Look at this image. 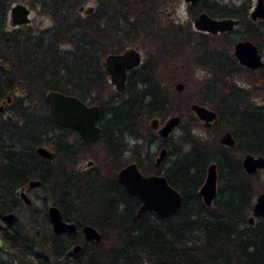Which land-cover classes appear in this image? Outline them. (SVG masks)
Wrapping results in <instances>:
<instances>
[{
	"label": "flooded vegetation",
	"instance_id": "flooded-vegetation-1",
	"mask_svg": "<svg viewBox=\"0 0 264 264\" xmlns=\"http://www.w3.org/2000/svg\"><path fill=\"white\" fill-rule=\"evenodd\" d=\"M90 1L94 4L89 0H13L0 26V84L6 87L11 80L17 82L0 95V117L3 118L0 123V239L12 250L9 253L0 247V264H9L8 259L15 260L17 255L21 256L17 253L18 249H14L16 244L22 249L27 247V233L19 227V221H47L54 237L50 246L52 251L58 235L68 239L69 246L64 248L67 254L54 257L52 264H68L69 261H73L71 264L86 263L87 254L82 251L93 250V243L98 241L86 239L82 229L90 224L85 223L83 218H77L76 209L81 208V203H88L90 196L100 187L103 192L101 205L106 203V208L114 211L111 218L108 215L104 217L100 211L102 219L117 221L118 209L125 205L120 196L119 171L134 164L145 177H165L173 164L163 172V163L169 155L166 142L176 128L182 131L178 136L179 142L183 141L180 137L187 131L186 144L189 145L193 144V134L189 129L200 127L204 130L222 129L218 144L227 149H233L248 136L252 139L259 137L257 145L262 146V132L257 130L264 124V19L252 18L257 0H241L238 6L218 0ZM16 5L25 8L26 16L24 22L17 21L13 25L11 9ZM34 12L42 18L41 30L30 27ZM202 14L210 19L229 18L238 23L230 30L211 33L197 28L195 24ZM45 19H49L48 26H43ZM254 36L256 42L251 38ZM240 41H249L255 46L263 62L262 67L250 69L240 64L233 54L235 44ZM136 42L154 43L157 47L146 52V48L142 50L134 45ZM222 50L224 53H221ZM128 51L137 53L138 57H129L122 66H112L113 73L124 72L123 89L119 91L112 81L116 76L110 72L107 59ZM199 64L212 67V70L201 79L203 84L199 82L196 90L186 95V89L196 81L194 68ZM42 77L47 78L43 83L58 81L59 84L64 81L65 90L41 88L38 82ZM177 85H181L182 89H177ZM173 87L172 96L166 99L165 91ZM76 89H80L81 94ZM49 91L76 97L87 107H97L94 126L98 131L92 128L88 134L96 133V139L87 143L78 129L49 119V104L45 98ZM124 95L127 98L119 101V97ZM193 95H199V100L192 99ZM194 104L202 105L216 117L213 121L202 120L191 109ZM222 104L227 109L225 115L220 111ZM150 107L155 110L149 113ZM167 112L171 115L163 120ZM171 117H178L179 123L163 138V126ZM224 126H229V129H224ZM234 128L242 130L237 132ZM224 133H230L235 142L233 146L220 142ZM126 135L146 142L145 156L140 154L142 150H138L137 146H130ZM243 141L242 147L247 152L237 148L236 153L238 159L241 157L240 173L244 175L241 177L245 178L261 170L246 173L243 158L254 151L251 148L248 151L246 141ZM153 146L154 154H157L152 158L148 148ZM39 147L46 149L50 157L39 155ZM163 149L166 152L160 158ZM127 151L134 153L131 161L119 164V157ZM220 156L221 153L205 167L206 174L211 163L216 165V196L225 189L228 191L227 184L223 186L224 190L219 186L225 172H218L216 163ZM84 157L88 159L86 165L81 164ZM13 167L17 170L16 174H25L17 175V178L20 177L18 182H14L17 178L7 176L8 170ZM105 178L107 180L100 183ZM61 179L65 180L68 194H74L76 198L65 201L56 194L55 185ZM36 181L39 185L31 184ZM244 181L247 182L246 179ZM121 185L132 197L130 200L136 210L134 220L138 222L135 229L151 226L149 221H140L145 214H150L149 217L154 220L157 216L164 219L153 210H145L137 217L141 200L130 195ZM39 189L50 190L56 201L50 204L44 201L41 208L33 207L35 202H40L39 195L35 193ZM52 207L60 213L61 221L75 224L74 231L54 232L48 214ZM23 211L26 215H22ZM9 215L13 216L10 222L5 220ZM90 226L101 234V242L103 233ZM75 246L80 247L76 252ZM35 256L43 257L39 254Z\"/></svg>",
	"mask_w": 264,
	"mask_h": 264
},
{
	"label": "trees",
	"instance_id": "trees-1",
	"mask_svg": "<svg viewBox=\"0 0 264 264\" xmlns=\"http://www.w3.org/2000/svg\"><path fill=\"white\" fill-rule=\"evenodd\" d=\"M13 0H0V26L5 18V14L7 13L9 6L11 5ZM264 35V33H263ZM264 37V36H263ZM252 40L255 42L257 39L254 37H251ZM2 45V38H0V46ZM223 69V67H222ZM47 78H41L38 82L42 85L41 88L47 87V89H61L65 90L64 87V81H61L58 84V81L47 82L43 83ZM17 82L14 80H11L8 82L7 86H3V83L0 84V95L3 94L5 90H9L12 88L14 84ZM44 84V86H43ZM34 87V86H33ZM74 90V89H73ZM78 90V94L80 92V89ZM40 100L41 95H40ZM164 107V105H163ZM155 109L153 107H150L149 113L154 111ZM165 112V109L163 108V113ZM257 132L261 133L260 139L262 140V150L259 151V144L257 145L259 137H253V139L248 136L245 137L246 144L248 146V149L251 148L252 145L257 146L256 154L264 155V124L262 125L260 130H257ZM183 138V141L179 142L180 146L186 145L187 142V131L183 132V135L180 137ZM243 139H241L236 147L233 149H227L226 147H222L221 156L217 159V165H218V172L221 174L223 171L226 172L228 176H226V181L223 184H220L221 189L224 190L225 187H223L225 184L228 186V193L226 196V199L221 203L219 206L218 211L221 213L217 216H211V217H204L207 222H209L208 225H200L201 233L203 236V240L200 241V243L194 244L192 243L188 238L184 239V234H182V237L179 236L181 231L183 229L181 227H188L190 226L191 221H186L184 218L187 216L185 215L186 209L188 208V200L189 197L193 199V203H197V205L201 206L203 210H208L207 206L203 207L201 203V199L199 195L197 194V189L200 187V185L203 182L204 175H205V167L208 162L211 160L209 159V152L207 151V148L201 147V144L194 146L193 149H190L188 152L183 154L181 157L177 158L174 163L171 166V170L167 171L165 177L167 178L168 183L175 187V189L179 190L183 195V205L180 208V210L176 213L175 221L172 225L169 224L170 219L164 218L160 219L158 216L156 219L159 221L163 220V230L160 229L162 232H153L151 226L148 228H144L143 226H138L137 229V220L135 219V208H133L134 204L130 200V198L127 195V193L124 191L121 184H119V187L121 188L120 196L122 197V200L125 202V205L123 207H120L118 209V220L117 221H85V223H88L90 225H93L97 229H102L103 238L101 242L93 243V247L95 249L89 250L86 249L83 252V254H87V260L84 264H101V261H99V258L105 255L103 247L105 246L106 242L109 240V237L106 235L108 232L111 233L112 238L113 237H126L128 236L130 238L129 241H131L132 246L147 249L149 251H156L160 254L163 259L166 261H172L171 263L168 262L167 264H173L175 261L173 258L177 259V262L183 260H186L187 264H208V263H214V262H223L225 258L227 259L230 257V254H237L236 260L240 264H264V245L263 240L260 241L258 239L259 237L256 236L257 233H259L260 230L264 231V224L260 223L257 227V232L253 229L250 230L249 233H245L243 235L242 232L240 234L237 232L236 228L232 229V222L241 217V214L244 213L245 210L249 209L250 207V197L251 194H253V187L245 182L244 180H241V176H244L240 173L241 171V165H240V159H238L236 149H241L242 152H247L246 148L242 147ZM243 141V142H245ZM216 145H219L218 142H216ZM261 146V147H262ZM209 148V147H208ZM220 154V153H218ZM16 168H11L7 172V176L10 177V179H16L17 175L22 176L25 175L22 173H17ZM8 177V178H9ZM20 180V177H18L14 182H18ZM64 179H61V182L58 181V183L55 185V192L56 194L60 195L61 198H63L65 201L69 200L71 197L76 198L74 194H68L66 189V184L64 182ZM17 184V183H14ZM96 186H98L96 184ZM192 192L190 195L189 193ZM78 196V195H77ZM133 205V206H132ZM190 208V207H189ZM100 211L104 214L103 216L106 217L108 215L111 218L112 210H110L109 207L106 208V203H103L100 206ZM117 213V212H115ZM150 214H145L143 220L140 221H147ZM173 216V217H174ZM199 218L196 216V219ZM202 219V218H201ZM264 220V218H261ZM176 222V223H175ZM206 222V223H207ZM263 222V221H261ZM105 228L103 227V225ZM205 224V223H204ZM109 227V228H107ZM154 228V227H153ZM136 230L134 232H131L132 230ZM163 235V238H162ZM240 235V236H239ZM235 236L241 238L238 239V245L235 244ZM249 240V241H248ZM111 244V242H110ZM55 247L53 249L55 257L62 256L63 254H67L66 248L69 246V241L64 235H58L56 241H55ZM190 245V246H189ZM189 246V247H188ZM239 246V247H238ZM188 247V249L186 248ZM228 247V249H226ZM18 249L17 253H21V257L29 256L27 252H25V247L22 249L21 245L16 244L14 249ZM190 248V249H189ZM216 249L219 252H224V254L216 255L215 257L211 256L209 250ZM16 249V250H17ZM236 249V250H234ZM180 251L181 253L178 254V256H173V251ZM229 251V252H227ZM201 255H205L207 258L204 260H199V257ZM37 260L34 262V264H49L47 259L36 257ZM98 260V262H97ZM32 262V261H31ZM73 261H69L68 264H71ZM112 261L107 256L106 262L103 261L104 264H113ZM76 264H80L77 262ZM239 264V263H238Z\"/></svg>",
	"mask_w": 264,
	"mask_h": 264
},
{
	"label": "rangeland",
	"instance_id": "rangeland-1",
	"mask_svg": "<svg viewBox=\"0 0 264 264\" xmlns=\"http://www.w3.org/2000/svg\"><path fill=\"white\" fill-rule=\"evenodd\" d=\"M219 2L222 3H233V5L238 6L241 3V0H218ZM89 2L92 4L93 1ZM94 4V3H93ZM183 8V5H181ZM37 10L39 9L38 7L36 8ZM33 18L32 23L30 25V27H39L40 23L42 22V18L40 16V14H36L35 12L32 14L31 16ZM44 20V19H43ZM50 24L49 19H45V25L43 26H48ZM42 26L39 27V30H41ZM35 29V28H34ZM11 30V28L9 29ZM132 44V42H131ZM134 45H136L138 48H141L142 50H144L145 48L147 49L146 52L148 50H155L156 49V44L152 43L151 45L145 43H139L136 42V44L134 43ZM151 50V51H152ZM262 51H263V56H264V43H262ZM224 53V50L221 51V53ZM212 70V67L207 68L206 66L199 64L198 66H196L194 68V76L196 81L194 83H192L185 91L186 95L189 94L190 92H193V90L197 88V85L199 82L202 83L201 79L206 78L208 76V74H210ZM109 86V85H108ZM110 91H111V87H109ZM173 88H169L167 91H165L164 93V97H166V99H169L172 94H173ZM180 96H178L179 99ZM127 95H124L123 97H119V101L121 99H126ZM36 99V98H34ZM192 99L194 100H199V95L198 96H192ZM181 100H182V96H181ZM13 104L11 105V109L13 108ZM220 111L223 113V115H225L224 112L227 111V109L225 108L224 104H222V106H220ZM249 113H247L246 115H248ZM170 112H167L165 114V118L163 120H165L166 118L170 117ZM264 120V118H263ZM3 121V118L0 117V123ZM146 124L148 123V120L145 121ZM132 123V122H131ZM131 125V124H130ZM132 128V126H131ZM138 129L140 130L141 127L138 126ZM224 129H229V126H224ZM237 129V128H234ZM242 130V128H238L237 132H239V130ZM137 130V129H136ZM137 130V131H139ZM140 132H142V130H140ZM190 134H193L192 139H193V144L189 145L188 143L186 145H184L183 147L179 145V141H178V136L181 135L182 131L180 128H176L175 130H173L172 135L170 136V138L167 140V148L169 151V155L167 156V159L165 160V162L163 163V172L166 168H168L169 166H171L172 163H174L175 159L178 158L177 155H179V157H181L183 154H185L187 151H189L190 149H193L194 146L198 145L199 143L201 144V147L207 148V151L209 152L210 156L209 159L212 161H215L216 156L218 155V153H222V147L219 145L214 144V142H218V138L220 137V135L222 134V129L216 128L215 130H204L203 128H192L189 129ZM147 133H145L146 135ZM150 136V135H149ZM216 136V139L214 141V137ZM126 140L130 143V146H137L138 150H142V152L140 153L141 155L145 156L146 153V142L143 143L141 140H136L134 138H129L128 135L125 136ZM251 147V151L252 154L257 155L255 152L257 151V146L252 145V143H250ZM140 146V147H139ZM209 147V148H208ZM259 147V151L262 150L263 146H258ZM149 149V153H151L152 158L155 157V155L157 153L154 154L155 152V147H151L148 148ZM248 149V148H247ZM249 151V149H248ZM148 152V151H147ZM138 153V152H136ZM245 153V152H244ZM134 153L132 154V152H125L121 155V157H119V164L123 163V162H130L131 161V157H133ZM264 156V155H263ZM141 159L144 157H140ZM87 157H84L81 160V164L82 165H86L87 162ZM241 160V157H240ZM226 175L225 172H223V176L221 177V179L219 180V186L220 184L225 183L226 179H224V176ZM107 178V177H106ZM102 179V181L100 183L103 184V182H105L104 180L107 179ZM243 180L246 179L247 183H249L252 187H253V194H251L250 197V207L249 209L245 210L243 214H241L240 218L235 219L231 224H232V229L236 228L237 232L240 234V232L243 233V235L245 233H249L251 229L255 230L257 232V227L259 226L260 223L264 224V220H262L261 218L259 219H255L253 224L250 225V223H248V218L252 216V207H253V203L255 202V198L256 196L260 193V192H264V170L259 171L257 174H254L253 176H248L245 178L241 177ZM110 179V178H108ZM35 193L37 195H39L40 197V202H35L33 207H42L45 202L47 203H54L56 201L55 199V195H53L52 193H50V190L47 189H39L38 191H35ZM192 192L189 193V195ZM228 191L226 192V189L224 191H222L221 193L217 194L218 196H216L215 202H212V205H210L208 208V210H203L202 208H200L201 206L197 205V203H193V199H191V197H189L188 200V208L186 209L185 215L187 216L186 218H184L186 221H191L190 226L188 227H181L183 229V231H181V233L179 234L180 237H182V234H184V239H189L192 243L197 244L200 243V241L203 240V236L201 233V228L204 225H208L209 222H207L208 220H206L204 217H211V216H217L220 215L221 213L218 211L219 206L221 205V203H223V201L226 199ZM87 195V194H86ZM85 195V196H86ZM102 196H103V192L102 189L99 187L96 189V191L94 192V194H92L89 198V202L88 203H81V208L76 209L77 211V218H83L86 221H104L102 219V216L100 214V206H101V201H102ZM88 198V197H87ZM87 201V199L85 200ZM203 207H205L202 204ZM75 207V205H74ZM78 207V206H77ZM190 207V208H189ZM22 215H26V211L22 212ZM196 216H198L199 218L196 219ZM202 218V219H201ZM175 216L170 218V222L169 224L172 225L175 221ZM151 224V228L152 231L155 232H162L160 229L163 230V220L158 221V219H152L151 217L148 218V220ZM263 221V222H261ZM82 222V221H81ZM85 222V221H84ZM207 222V223H206ZM19 227L21 229H23L25 231V233H27L25 240H26V244L27 247L25 246V252H27L29 254V256L26 257H19L18 255L16 256V259H8V263L9 264H34V262L37 260L34 257H36L35 255L39 254L40 256L45 257L46 259H48L49 263L52 264L53 263V258L55 257L54 251H52L50 249V246H52L53 242H54V237L52 236V230L51 227L49 225V223L47 221H36L34 223L30 222V221H19ZM176 223V222H175ZM205 223V224H204ZM103 227L105 228L104 224H102ZM202 225V226H200ZM154 227V228H153ZM109 228V227H107ZM98 230L102 231V229L98 228ZM136 230H132L131 232H134ZM103 232V231H102ZM101 232V233H102ZM109 237L108 241H105L106 244L103 247L102 250H104V253H106L105 255H103L102 257L99 258V261H101V264H104V262H106V257L108 256L110 258V260L112 261L111 263L113 264H167L168 262H172V261H166L165 259H163V257L160 256V254L156 251H149L147 249H142V248H138L135 246H132V243L130 240V238L128 236L124 237H113L111 236V233H107L106 234ZM240 236V235H239ZM256 236H258L260 239V241L263 240V244L264 245V231L260 230L259 233L256 234ZM163 238V235H162ZM235 244L238 245V239H241L237 236H235ZM249 241V240H248ZM111 242V244H110ZM201 244V243H200ZM190 246V245H189ZM188 246V247H189ZM54 247V245H53ZM188 247H186L188 249ZM239 247V246H238ZM95 249V248H94ZM190 249V248H189ZM226 249H228V247H226ZM236 250V249H234ZM237 251V250H236ZM211 256L215 257L216 255H221L224 254V252H219L216 249H211L209 250ZM229 252V251H227ZM181 253L180 251H173L172 255L173 256H178V254ZM237 254H230V257H228L227 259L225 258V260L223 262H214V263H208V264H240V261L238 262L236 260ZM5 258V257H3ZM34 258V259H33ZM205 258H207L205 255H201L199 257V260H204ZM175 261L173 262V264H187L186 260H181L179 262H177V259H175V257L173 258ZM32 261V262H31ZM98 262V260H97Z\"/></svg>",
	"mask_w": 264,
	"mask_h": 264
},
{
	"label": "water",
	"instance_id": "water-1",
	"mask_svg": "<svg viewBox=\"0 0 264 264\" xmlns=\"http://www.w3.org/2000/svg\"><path fill=\"white\" fill-rule=\"evenodd\" d=\"M25 16L26 11L23 6L16 5L12 7L11 18L13 25H15L17 21L24 22ZM252 18L264 19V0H257V6L252 14ZM198 19L199 20L195 23L197 28L207 30L211 33L230 30L238 23L237 20L229 18L222 20L210 19L205 14L200 15ZM233 54L238 58L237 60L240 64L250 69H256L263 66V62L261 61L260 55L257 54L255 46L249 41L237 42L234 46ZM129 57L131 59H136L138 55L133 51H128L124 55L111 56L107 59L110 72L113 76H116V79L112 81L117 85L119 91L123 89L124 72L121 71L120 74H117L115 71L113 73L112 66H114V64L122 66ZM177 89H182L181 85H177ZM45 98L49 104V119L55 122L57 121L60 125L78 129L87 143L96 139V133L93 132L92 135L88 134L92 128H94L95 131H98L94 126V121L97 116V107H87L78 98L67 95L65 96L57 91L47 92ZM191 109L199 118L206 122L213 121L216 117L215 113L204 108L202 105L199 106L194 104L191 106ZM178 123V117H171L163 126V138L167 137ZM220 142L223 145L230 147L235 143L230 133H224L220 138ZM37 152L43 157H50L51 155L43 147H39ZM165 152L166 150L163 149L160 153V158L164 156ZM242 165L245 171H247L246 173L253 174L259 169H264V157H254L251 154H246L243 158ZM205 175V180L198 193L201 196L204 205L209 206L212 204V201L216 196L217 173L216 165L214 163H211L207 167ZM118 179L130 195L137 196L141 200L142 205L139 208L137 217H139L145 210H153L163 217H170L182 204L181 194L168 184L165 177H145L138 171L134 164L128 165L123 169L121 168L118 173ZM31 184L39 185L38 181L31 182ZM25 200L30 202L26 198ZM48 214L54 232H59L61 230H75L74 223L61 221L60 213L56 208H50ZM255 217H264V192L257 195L252 207V216L248 218V222L252 224ZM12 218L13 216L9 215L5 217V220L10 222ZM82 232L85 234L87 240H95L98 242L101 240V234L90 225L83 226ZM0 247L9 253H12V250H10L1 239ZM79 249V246H75L74 248L75 252Z\"/></svg>",
	"mask_w": 264,
	"mask_h": 264
}]
</instances>
